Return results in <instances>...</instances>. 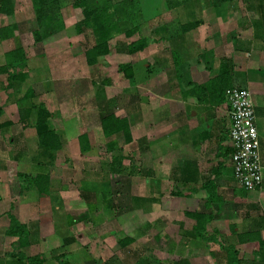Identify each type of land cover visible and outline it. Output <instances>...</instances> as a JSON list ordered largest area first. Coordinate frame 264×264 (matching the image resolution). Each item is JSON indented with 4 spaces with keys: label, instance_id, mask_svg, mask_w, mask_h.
Instances as JSON below:
<instances>
[{
    "label": "rangeland",
    "instance_id": "obj_1",
    "mask_svg": "<svg viewBox=\"0 0 264 264\" xmlns=\"http://www.w3.org/2000/svg\"><path fill=\"white\" fill-rule=\"evenodd\" d=\"M74 1L58 0L61 18L51 24L32 0H10L8 9L0 4V31L16 27L11 37H0V68L7 53L22 49L25 54L22 66L9 72L25 77L18 92L6 89L7 76L0 75V264H29L28 258H42L43 264H209L212 251L221 246L194 238V222L185 215L203 211L206 194L201 183L174 180L172 170L191 159L189 140L206 152L205 169L215 167L218 143L211 133L219 136L218 128L228 129L230 116L227 108L207 107L187 93L194 83L214 78L229 53L236 57V85L245 87L241 79L246 73L254 76L259 45L252 23L262 17L257 12L261 0L222 5L216 0H138L140 14L134 17L140 28L130 38L124 32L132 24L123 19L119 5L124 0H99L109 12H100L94 23L107 25L109 53L93 66L86 61L95 44L93 31L86 25L77 31L83 17ZM195 22V29L183 33V25ZM35 32L40 34L37 43ZM139 38L148 42L143 51L119 52ZM173 50L181 59L180 74L175 73ZM123 65L133 67L134 78L120 71ZM31 103L47 109L51 128L64 140L53 162L33 160L37 131L22 127L19 115ZM110 113L128 119L131 143L122 134L105 138L100 120ZM81 135L91 146L85 154ZM112 156L124 158L127 173H108ZM229 160L223 183L218 180L225 186L220 189L223 203L213 207L215 219L207 234L224 247L237 248L235 234L250 227L244 215L254 212L233 202L238 192L231 190L237 182ZM42 174L50 175L48 201L26 184ZM9 215L30 230L26 246L7 235Z\"/></svg>",
    "mask_w": 264,
    "mask_h": 264
},
{
    "label": "trees",
    "instance_id": "obj_2",
    "mask_svg": "<svg viewBox=\"0 0 264 264\" xmlns=\"http://www.w3.org/2000/svg\"><path fill=\"white\" fill-rule=\"evenodd\" d=\"M33 5L37 13L41 14V18L48 20V23L57 22L61 18L60 17V8L57 6L58 0H32ZM233 0H216L214 1L217 5H222L227 2H232ZM264 0H261L259 6L257 7V12L264 16V4L262 3ZM138 0H124L119 3L121 12L123 13V19H127L131 22L132 27L125 30V36L130 38L136 35L139 31V25L136 23V14H140L139 8H136ZM1 9L4 7H8L10 4V0H1ZM73 7L76 11L81 13L83 17L76 23V29L79 33L82 32L83 27L89 26L93 31L95 44L86 52V61L87 64L93 66L97 63L99 57L105 56L109 53V38L107 34V25L102 23H94L96 18L101 17V13L105 11L109 12L108 5L100 3L99 0H94L91 3V0H77L74 1ZM101 12V13H100ZM46 16V17H45ZM262 17L259 20H256L254 23V27H256V35L258 42H264V36L260 33V30L264 31V21ZM54 20V21H53ZM107 24V23H106ZM199 23L186 24L183 25L182 31L183 33H187L198 26ZM110 25V23L108 24ZM14 25H10L0 31L1 39L9 38L13 34L12 30H15ZM40 40L39 32L34 33V42L37 43ZM155 42H160L163 39H159V37L154 39ZM148 42L146 39L139 38L135 42H132L122 49H118L121 53L126 54H136L138 52L143 51L147 48ZM173 57V64L176 74H180L181 67V59L180 56L173 50L171 51ZM6 64L5 66L0 68V75H6V86L5 88L8 90H14L18 92L19 89L17 85L25 82L24 75L16 74L9 75L11 70L15 68L21 67L25 61V54L22 49H17L10 53L6 54ZM222 72L218 74L217 77L211 79L208 83L204 85H194L191 87L190 91H188L189 96L195 97L200 104H203L207 107L216 108L219 107L226 102L225 91L228 88H235L232 84L234 80V65L231 59H227L224 64H222ZM150 68V67H149ZM120 71L125 74L127 79L134 78V70L130 65H123L120 68ZM190 84V83H189ZM20 120L22 123V127L25 129L28 127H33L37 131L38 141L37 147L38 151L36 153L35 158H33L34 162L45 163L47 161L53 162L55 155L61 151L63 148L64 140L61 136H59L54 129L51 128L49 124L50 113L43 106H37L31 103L30 107H25L19 110ZM101 127L103 131V135L105 138L109 139L115 135L122 134L124 136L126 143L132 142V137L130 133V126L128 124V119L126 117H117L115 114L110 113L101 117ZM217 125L220 123H216ZM2 126H0V129ZM225 128V127H224ZM219 136L214 135V131H212L211 135L215 139H217V143L219 145V149L221 150V144L228 140L229 136V128L223 129V127L218 128ZM79 145L81 148L82 154L88 153L91 150V146L89 144L88 137L85 135H81L79 137ZM232 150L229 148L228 150L224 148L225 156L231 155ZM124 161L123 157H115L112 156L110 163L108 164V173L114 175H122L123 173H127V169L122 166V162ZM208 174H201L198 171L193 169L192 162L189 160H182L173 168V179L179 178L182 182L185 183H201V189L206 194V199L203 204V211H195V212H186L185 215L194 222V226L192 228V236L194 238H199L202 240H206L209 243L218 244L221 248L224 246L218 242L217 238L214 235L207 234V226L215 219V214L213 213V207L223 203L222 197L218 192V178L221 173L220 169H213ZM140 172V171H139ZM50 175L42 174L37 175L30 183H26L28 186H33L37 188L40 198L42 200H47L49 198L50 192ZM180 176V177H179ZM213 176V178H212ZM106 178H109L106 175ZM28 180V177L26 178ZM27 180H24L26 182ZM22 182V181H21ZM22 184V189H26ZM106 189H110L108 183L103 185ZM243 188V187H242ZM244 192L246 191L244 188L242 189ZM109 192H104L103 194L107 195ZM135 202H143L141 198H132ZM148 202V201H147ZM107 205H111L110 201H107ZM121 205V204H120ZM137 208V207H135ZM10 216V229L7 231V235L18 238L19 244L21 246H26L28 243V238L30 237V230L27 226L22 225L19 221L13 216ZM48 216V215H47ZM233 231H235V227L232 226ZM250 233H238L237 239L238 242L242 245L246 244L247 246L253 247V260L257 259V264H264V240H262L259 230ZM131 242V240L120 241L121 245H125ZM225 254L222 256L225 257L227 264H241V260L238 259V252L232 247L229 246L228 249L224 250ZM218 255V254H217ZM24 258V257H22ZM29 264H43L42 258H28Z\"/></svg>",
    "mask_w": 264,
    "mask_h": 264
},
{
    "label": "crops",
    "instance_id": "obj_3",
    "mask_svg": "<svg viewBox=\"0 0 264 264\" xmlns=\"http://www.w3.org/2000/svg\"><path fill=\"white\" fill-rule=\"evenodd\" d=\"M9 9H10V7H9ZM258 34H262L264 36L263 29L260 30V33H258ZM161 42L162 41H160V43H158V44L162 45ZM257 45H259L258 46L259 52L257 51L259 54V55H257V72L254 74V76L252 78H251V75L248 76L249 74L247 75V73L245 76H243V79H241V80H243V85H245V87H242L240 85L239 86L236 85L235 81H234L235 77H234L232 84L234 85L235 88L237 87V88L247 89L252 94V100H253L254 109H255V116H256L255 125H256L258 134H259L260 156H261V161H262V165H263V183L254 192L253 191L252 192H244L242 190L243 189L242 186L238 182L236 183V185L233 186V188L231 190L233 191V194L235 193V190H236V192H238V195L233 197L234 203H238L239 205H244V207L246 209H248L251 212H254V213H248L247 215H244V217H246V219H249L248 222H250L249 223L250 227L246 228L244 230H240L241 231L240 233H250V232L258 231L257 229H260L259 230L260 236H261L262 240H264V61H263L264 60V47H263L264 45H262L261 42L258 43V41H257ZM193 52H195V51H193ZM201 54H204V52L201 51L200 55L198 54V57H202L203 55H201ZM225 57H227L226 60L231 59L233 65H234V68L236 69L235 64H234L236 57H233V54H230V53H229V55H226ZM238 57H240L241 59H244V57L240 54L238 55ZM200 61H201V58H198L196 61V64H198L197 62H200ZM196 67L199 68V64ZM220 67H221V69H220V71H218V73L215 75V77H217L218 74H220L222 72L223 67L221 64H219L218 69ZM209 81H211V80H209ZM209 81H207L206 83H208ZM206 83H204V84H206ZM204 84H195L194 83L191 87H193L194 85H204ZM228 89H230V88H228ZM189 97L196 99L193 96H189ZM196 101L198 102L197 99H196ZM184 103L185 102H183V104ZM182 107H181V109H182ZM219 107H221V108L225 107V108H227V111L230 110V107L228 106L227 100H226L225 104H223ZM228 114H229V112H228ZM229 123L231 125L230 120H229ZM230 125H229V128H230ZM226 141H225L226 143L223 142L221 144V146L223 145L221 150L219 149V145H217L218 149L216 150V153H215L216 155H214V158L217 160L215 167H210L211 169L209 168V170H206L205 168H206L207 159H208V158L206 159V152L201 151V150H203V147L201 150L199 148L194 149L195 145H198L197 142H195L193 140L192 141L189 140V143L192 144V145H190V150L192 153H191V157H190L191 159L189 161L192 162L193 169L198 171L201 174H203V173L208 174L211 171H214L213 169H217V168L220 169L221 168V173H220L219 178H218V180L220 179L221 184L223 183V180H224V174H225L224 171L226 170V166H227L226 162L228 159H230V157L227 159V156H225L224 154L222 155V153H224L223 148L226 147L224 145L228 144L227 149L228 148L231 149V143H230V137L229 136H228V140H226ZM229 161L230 162H228V163L230 165L229 164L228 165H229V167L231 166V168H232L231 159ZM204 165H205V167H204ZM212 178H213V176H212ZM226 187H231V186L226 185ZM223 188H225V186L218 185V192L220 194V197H222L221 195H223L220 192V189H223ZM195 192L196 191L192 190L191 195H188V197L191 199L195 195L194 194ZM245 193H249V194H247L248 195L247 197L242 196ZM241 196L243 198H241ZM222 201H223V199H222ZM192 212H195V211H192ZM232 212H234V211L232 210ZM233 227H235V226L233 225ZM235 236H236L237 243L239 245L237 248L234 246H232V247L238 252V259L241 260V264H257V259L255 261L253 260V258H254L253 247L247 246L246 244H244V245L240 244L238 242V239H237V234H235ZM228 248H229V246H225V247L223 246L222 248L220 247L218 249H214L212 251V254L214 256L211 257V259L208 263L209 264H227L225 257L222 255L225 254L224 250L228 249Z\"/></svg>",
    "mask_w": 264,
    "mask_h": 264
},
{
    "label": "built area",
    "instance_id": "obj_4",
    "mask_svg": "<svg viewBox=\"0 0 264 264\" xmlns=\"http://www.w3.org/2000/svg\"><path fill=\"white\" fill-rule=\"evenodd\" d=\"M225 97L230 107L229 137L233 177L246 191L252 192L263 183V165L252 94L247 89L236 87L226 90Z\"/></svg>",
    "mask_w": 264,
    "mask_h": 264
}]
</instances>
